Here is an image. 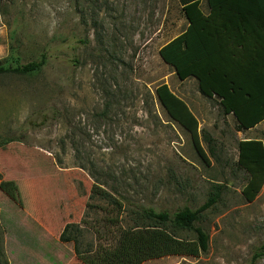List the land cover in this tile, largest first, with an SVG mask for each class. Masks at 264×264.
I'll list each match as a JSON object with an SVG mask.
<instances>
[{
    "label": "rangeland",
    "instance_id": "obj_1",
    "mask_svg": "<svg viewBox=\"0 0 264 264\" xmlns=\"http://www.w3.org/2000/svg\"><path fill=\"white\" fill-rule=\"evenodd\" d=\"M92 1L0 0V66L50 58L32 75L0 76V140H16L0 149V264H114L134 211L196 210L218 186L197 223L208 251L142 264H264V185L248 201L239 165L241 142L264 143V121L240 131L221 76L181 80L163 60L189 25L178 0ZM200 3L221 36L233 31L212 0ZM162 84L198 119L209 163L159 103ZM68 224L92 253L60 241Z\"/></svg>",
    "mask_w": 264,
    "mask_h": 264
},
{
    "label": "trees",
    "instance_id": "obj_2",
    "mask_svg": "<svg viewBox=\"0 0 264 264\" xmlns=\"http://www.w3.org/2000/svg\"><path fill=\"white\" fill-rule=\"evenodd\" d=\"M178 1L189 25L184 37L162 50L163 60L175 67L181 80L199 72L221 76L231 95L228 105L225 104L226 112L235 115L240 131L255 128L264 121V0H212L220 10V23L234 25L233 31L223 36L203 15L200 0ZM92 2L98 5L100 0ZM49 59L48 54H43L39 60L27 64L0 66V76L32 75L41 71ZM155 93L172 120L191 135L198 155L209 163L202 145L199 121L188 105L166 84L158 86ZM15 141L0 140V149ZM57 161L62 165L59 157ZM239 165L251 175L244 195L248 201H253L264 185V143L256 140L241 142ZM89 176L97 182L94 174ZM222 188L218 186L215 195L196 210L184 208L173 214L157 212L152 208L134 211V226L130 228L114 264H142L170 255L197 258L205 254L209 249L210 237L197 223L206 211L219 202ZM104 198L116 204L110 195H104ZM189 233H193L195 238L190 240L183 237V234ZM84 236L79 225L68 224L60 234V241L73 243L77 256L90 254L93 245L84 246ZM106 264H109V260Z\"/></svg>",
    "mask_w": 264,
    "mask_h": 264
}]
</instances>
